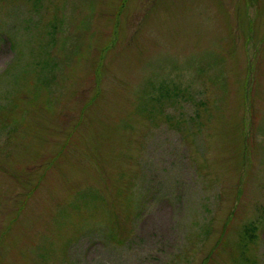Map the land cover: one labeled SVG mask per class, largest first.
Wrapping results in <instances>:
<instances>
[{"label": "rangeland", "instance_id": "1", "mask_svg": "<svg viewBox=\"0 0 264 264\" xmlns=\"http://www.w3.org/2000/svg\"><path fill=\"white\" fill-rule=\"evenodd\" d=\"M0 264H264V0H0Z\"/></svg>", "mask_w": 264, "mask_h": 264}]
</instances>
